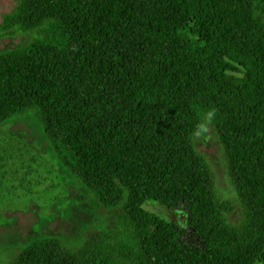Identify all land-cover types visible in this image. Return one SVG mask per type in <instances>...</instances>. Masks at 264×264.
Segmentation results:
<instances>
[{"label":"trees","instance_id":"trees-1","mask_svg":"<svg viewBox=\"0 0 264 264\" xmlns=\"http://www.w3.org/2000/svg\"><path fill=\"white\" fill-rule=\"evenodd\" d=\"M16 2L0 23L24 36L0 52V124L34 111L101 223L0 264H264V0ZM213 107L238 220L189 139ZM147 203L185 207L187 227Z\"/></svg>","mask_w":264,"mask_h":264},{"label":"rangeland","instance_id":"rangeland-1","mask_svg":"<svg viewBox=\"0 0 264 264\" xmlns=\"http://www.w3.org/2000/svg\"><path fill=\"white\" fill-rule=\"evenodd\" d=\"M16 0H0V23ZM23 35L0 37V52L19 45ZM209 162L221 198L234 208L233 218L244 214L243 206L228 175L222 146L212 127L207 139L196 141ZM144 208L187 227L185 207L167 209L147 203ZM101 212L92 198L58 160L45 127L34 111L15 115L0 124V259L6 248L23 246L45 234L74 240L86 227L98 226ZM186 241L200 242L189 229Z\"/></svg>","mask_w":264,"mask_h":264},{"label":"clouds","instance_id":"clouds-1","mask_svg":"<svg viewBox=\"0 0 264 264\" xmlns=\"http://www.w3.org/2000/svg\"><path fill=\"white\" fill-rule=\"evenodd\" d=\"M218 110L209 108L201 114L199 121L193 127L189 139L191 141H199L207 139L211 134L213 122L216 120Z\"/></svg>","mask_w":264,"mask_h":264}]
</instances>
